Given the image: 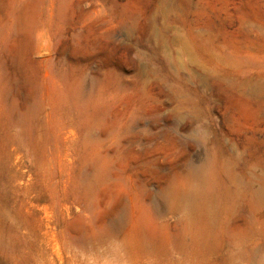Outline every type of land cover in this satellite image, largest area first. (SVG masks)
Masks as SVG:
<instances>
[{
    "label": "rangeland",
    "instance_id": "rangeland-1",
    "mask_svg": "<svg viewBox=\"0 0 264 264\" xmlns=\"http://www.w3.org/2000/svg\"><path fill=\"white\" fill-rule=\"evenodd\" d=\"M261 82L264 0H0V264H264ZM222 148L188 219L158 191Z\"/></svg>",
    "mask_w": 264,
    "mask_h": 264
},
{
    "label": "bare ground",
    "instance_id": "bare-ground-1",
    "mask_svg": "<svg viewBox=\"0 0 264 264\" xmlns=\"http://www.w3.org/2000/svg\"><path fill=\"white\" fill-rule=\"evenodd\" d=\"M260 89H264V82H261L259 90ZM218 152L219 153L216 151L212 152V155L207 159L199 158L197 160L191 161L188 167L184 168L179 176L172 179V181H170L167 186L159 189L158 191L166 201H179L182 203L181 206L188 219L195 217L201 220L203 219V221H206L205 223L208 224L209 220L214 217V209L220 199L223 197H227L229 199L233 198L237 191V178L235 176L236 172L234 168H230L228 166L231 161H234L236 154L234 152L225 151L223 148L218 150ZM233 163L234 162L231 164ZM251 197L252 202L256 206L261 209L264 208V181L261 180L255 191H252ZM121 221L122 220L118 218L116 223H121ZM208 233L209 231L206 232V235ZM212 235L215 237L216 233H212ZM127 239H129L127 241L128 243H131V245L135 244L146 250L151 249L152 246L155 245L154 240L149 235L134 234L129 236ZM122 242H120L121 246ZM232 260L236 261L237 259Z\"/></svg>",
    "mask_w": 264,
    "mask_h": 264
}]
</instances>
